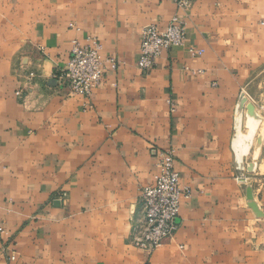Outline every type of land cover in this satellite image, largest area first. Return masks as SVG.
<instances>
[{"label":"crops","instance_id":"obj_1","mask_svg":"<svg viewBox=\"0 0 264 264\" xmlns=\"http://www.w3.org/2000/svg\"><path fill=\"white\" fill-rule=\"evenodd\" d=\"M174 15L183 46L143 72V26ZM87 36L118 60L89 98L55 79ZM263 70L264 0H0V264H264V128L246 145L242 125ZM169 148L190 196L148 251L141 189Z\"/></svg>","mask_w":264,"mask_h":264},{"label":"built area","instance_id":"obj_2","mask_svg":"<svg viewBox=\"0 0 264 264\" xmlns=\"http://www.w3.org/2000/svg\"><path fill=\"white\" fill-rule=\"evenodd\" d=\"M174 2L178 8L186 9L191 0ZM141 34L137 67L148 72L157 64L156 60L163 49L183 46L186 37L185 20L174 15L164 28L153 23L145 24ZM100 50V41L95 36H87L85 42L74 39L66 66L55 74L58 86L65 88L68 94L89 98L93 89L101 83L106 69L114 70L118 65L114 56L103 58ZM17 94L20 95L21 91L18 90ZM156 155L158 171L153 182L141 189L143 221L132 240L133 245L148 251L158 248L165 240L173 237L181 200L190 196V189L180 184L179 174L174 167V149H159ZM4 232L5 227L0 218V234Z\"/></svg>","mask_w":264,"mask_h":264},{"label":"rangeland","instance_id":"obj_3","mask_svg":"<svg viewBox=\"0 0 264 264\" xmlns=\"http://www.w3.org/2000/svg\"><path fill=\"white\" fill-rule=\"evenodd\" d=\"M261 77H262L263 83L262 85H260V88L263 90V93H264V70L261 72ZM249 97L251 98V101H247L246 106H244L245 111H244L243 124H242L243 128L246 129V131L244 132V135L246 136L244 137L246 145H249V143L247 142V139H250L253 141V139L257 136L256 131H258L260 128L261 130L264 128V96L262 95L261 100L258 98L257 95L256 97L253 95H250ZM242 101L239 102L240 107H241ZM261 132H262L261 134H258L262 136L261 138H258L259 140H263L262 138L264 137V130H262ZM241 134L242 133H240V135ZM253 172H254V169H251V167L246 168L247 175H244V177L245 178L250 177V175H252ZM250 183L251 182H249V184Z\"/></svg>","mask_w":264,"mask_h":264},{"label":"water","instance_id":"obj_4","mask_svg":"<svg viewBox=\"0 0 264 264\" xmlns=\"http://www.w3.org/2000/svg\"><path fill=\"white\" fill-rule=\"evenodd\" d=\"M247 199L249 200V205L253 208L256 207L255 202L253 201V195H252V190L251 187L247 188Z\"/></svg>","mask_w":264,"mask_h":264}]
</instances>
